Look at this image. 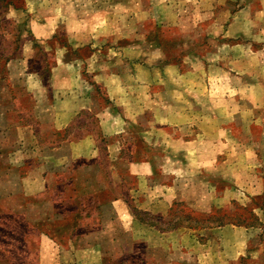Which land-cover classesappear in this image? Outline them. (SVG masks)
Listing matches in <instances>:
<instances>
[{
    "label": "rangeland",
    "instance_id": "rangeland-1",
    "mask_svg": "<svg viewBox=\"0 0 264 264\" xmlns=\"http://www.w3.org/2000/svg\"><path fill=\"white\" fill-rule=\"evenodd\" d=\"M63 139L71 157L53 149ZM50 147L73 165L51 181L43 253L30 246L38 228L7 209L0 264H102L95 247L78 253L85 232L107 254L121 238L126 254L104 264L166 260L141 223L211 240L206 257L187 242L171 251L178 264H264V0H0V165L38 166ZM117 191L140 223L125 205L99 232L100 209L113 212L99 202ZM228 224L243 229L228 239Z\"/></svg>",
    "mask_w": 264,
    "mask_h": 264
},
{
    "label": "crops",
    "instance_id": "crops-1",
    "mask_svg": "<svg viewBox=\"0 0 264 264\" xmlns=\"http://www.w3.org/2000/svg\"><path fill=\"white\" fill-rule=\"evenodd\" d=\"M81 107H84V105H82ZM83 109V108H82ZM35 113V111H34ZM99 115V114H97ZM54 117V116H51ZM50 118V117H49ZM49 120V119H48ZM19 126L24 127L25 124L23 122H21L19 120V123H17ZM26 128H28L29 130H31L30 128H32L31 126H27ZM53 132L56 130L55 128H52ZM51 131V129L49 130ZM39 131H35L32 129V137L35 135V133H38ZM35 137V136H34ZM74 142L72 140L69 139H63L60 140L59 142H57L56 146H53V149H63L64 147H68L67 149L64 150V154H71V151L73 149H71L70 145H72L71 143ZM37 143L39 144L40 142L37 141ZM41 147V144L39 145ZM42 149L43 146H42ZM47 149V148H46ZM70 149V150H69ZM45 150V149H44ZM54 151V150H53ZM46 153H48L49 155L52 153V147L48 148L47 151H44ZM48 155V156H49ZM42 157L41 158V162H39L40 164L38 166H34V167H30V166H26L24 165H16L13 164L11 162V158L10 160L7 159V163L6 164H1L0 165V211H4V210H12L17 212L18 214H26V218L28 217L30 219V222L32 224L33 227H37L38 228V237H37V243L35 245V240L30 241V246L32 247V250H35L37 253L42 254L43 250H41L42 248V244L44 243L45 239H47V232L45 229H42L43 224H45L48 221H54L56 219V217L58 216V210L56 209V201H55V193H53L51 191L50 186L52 185L53 182L52 179H54L56 177V173L57 171H61V170H57L60 167H64L67 165H73V159L70 158V162L69 163V159L66 156V158H61L58 159L54 156V155H50V157ZM71 157V155H70ZM24 161V158H23ZM150 162V161H149ZM25 163V161H24ZM53 163V164H52ZM139 162L138 161H134L131 166L132 171L135 173L136 176L139 177H145V181H147V177L148 174L150 172H146L145 174L136 172V167L138 165ZM50 165V166H49ZM133 165L135 167H133ZM41 166V167H39ZM44 168H43V167ZM88 166V165H86ZM27 167V171H25V168ZM135 168V169H134ZM87 177V174H86ZM101 178L99 179V182H101ZM107 181V185L108 186H104L103 189L105 191H108L110 189V185L108 184V179ZM15 182V183H14ZM228 183L229 184H233V180L232 178L230 179L228 177ZM54 184H58V179H55ZM87 184H82L79 187V190L81 192V195H86L89 193V191H87L85 189V186ZM100 186V184H99ZM98 186V187H99ZM230 186V185H229ZM237 189L239 187L235 186ZM234 188V187H233ZM229 189H232L231 187H228V191ZM234 190V189H233ZM45 194L40 201L34 200V195L35 194ZM239 195V193H238ZM45 196H49L47 198V200L45 199ZM176 195H174L173 197H175ZM31 197V199H30ZM28 198V199H27ZM123 199V201H122ZM176 199H178V196H176ZM38 202H40L38 204ZM45 204H47L50 209L46 210L44 209V206H46ZM100 205L104 206V208L107 206L108 207H112L113 212H111V214L108 216L107 212L104 213V209L101 208L100 211L98 212L99 215V219L101 220V222H103V224L101 226H98V230L99 232H103L105 229H108V225H106L104 223L105 220H109L111 222L110 218H113L115 220L114 223H112V225L110 226V228L116 229V227L120 226L123 223V220L121 219L120 216V207H125V205L127 206V210L130 213V215L134 216V219L132 221V224L134 225V227H136L138 225L136 219L138 218L135 212V208L131 207V205L129 204V202L125 201L124 198H122V195H120V193L117 191L116 194H112L111 199H109L107 202H99ZM260 210L261 212H264V205L262 207H255V210L253 208V212L256 214L257 210ZM144 212L146 213H150V211L148 209H145ZM28 213V216H27ZM87 215V214H86ZM139 227H142L143 229H145L146 234H149L148 237L146 236L145 239L149 240L148 241V246L151 247L152 244H154V241H157V243L159 245H162L161 249H164V251L166 249V254L168 255V258L166 260H164V258L160 255L158 257V261L155 264H178L177 260L179 258L177 257H171V251H175L178 250V247L183 245V243L187 242L190 244L191 247L194 246H198V249H200V253H204L207 252L209 249V247L211 246L209 243L207 242H211V240H209V238H207L206 240H201L199 238H197L196 235H194L193 233H190L189 235L187 234H178L177 231H166V229L164 230L163 228L161 229L160 226H156L153 224H148V223H141L139 225ZM226 226L220 228L219 231L224 233V230L221 229H226ZM243 226H237L234 224H228V239L231 238L232 236V231L233 230H242ZM214 230H216L215 227L211 228L212 233H214ZM245 230H248L247 227H245ZM49 234V233H48ZM88 234L89 233H84L81 234V237L76 240L75 242L77 243V247L79 248L78 253L80 255H86V252H84L85 249L88 248H92L95 247L99 250V255L97 256V261H100L102 264H104V262H115L116 260H120L122 255H125L126 252L122 253L121 252V247H120V240L121 238H116V236H113L112 238H110L112 240V244L114 247L118 246V250L111 252L110 254H107L106 252H103V250L101 249L102 245H104V240L105 238L100 237L99 240H94V235H92V239H88ZM202 235V234H201ZM132 237V236H131ZM91 241V243H88L85 245L84 241L86 240ZM171 242H168L169 240H171ZM242 238H239L237 240H240ZM68 241L71 243L72 245V239L70 237H68ZM136 241H139L136 237H133L132 239H128L126 241H124L123 244H125V248L124 250L128 251L127 249H130L132 244H134ZM190 241V242H189ZM246 245H247V238L245 240ZM234 244L232 243H228V251H231L232 253L234 252L233 250ZM101 249V250H100ZM160 250V247L158 248ZM214 250H215V246H214ZM86 251V250H85ZM88 252V251H87ZM208 253V252H207ZM90 254V253H89ZM242 252H238V254H236L235 256H232L231 258L228 257V262L229 261H234V260H238L241 258ZM199 256H202L201 254H198ZM204 257H206V255H204ZM201 259V258H200ZM5 259L0 255V262H3ZM39 263H40V257L38 259ZM108 264V263H107ZM114 264V263H112ZM230 264V262H229Z\"/></svg>",
    "mask_w": 264,
    "mask_h": 264
}]
</instances>
